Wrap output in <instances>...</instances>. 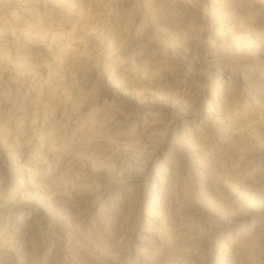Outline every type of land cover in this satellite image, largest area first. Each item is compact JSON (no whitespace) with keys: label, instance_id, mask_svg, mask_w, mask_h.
<instances>
[{"label":"clouds","instance_id":"clouds-1","mask_svg":"<svg viewBox=\"0 0 264 264\" xmlns=\"http://www.w3.org/2000/svg\"><path fill=\"white\" fill-rule=\"evenodd\" d=\"M0 264H264V0H0Z\"/></svg>","mask_w":264,"mask_h":264}]
</instances>
